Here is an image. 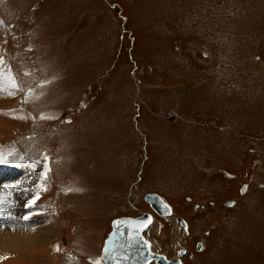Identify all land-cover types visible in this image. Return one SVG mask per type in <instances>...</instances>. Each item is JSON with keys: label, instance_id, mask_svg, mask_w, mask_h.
<instances>
[{"label": "rangeland", "instance_id": "obj_1", "mask_svg": "<svg viewBox=\"0 0 264 264\" xmlns=\"http://www.w3.org/2000/svg\"><path fill=\"white\" fill-rule=\"evenodd\" d=\"M0 68V264L101 262L143 211L168 258L264 264V0H0Z\"/></svg>", "mask_w": 264, "mask_h": 264}, {"label": "water", "instance_id": "obj_2", "mask_svg": "<svg viewBox=\"0 0 264 264\" xmlns=\"http://www.w3.org/2000/svg\"><path fill=\"white\" fill-rule=\"evenodd\" d=\"M143 198L157 215L169 216L172 213L171 206L158 193L146 192ZM149 219L147 227L153 221V215L149 211L112 218L111 228L100 250L101 264H149L152 261L157 264H181L180 257L184 249H179L178 256L171 259L163 253L151 250L150 241L143 235L147 227H142L140 223ZM176 220L186 229L185 220L181 216H176ZM200 246L201 241L196 248L199 250ZM125 256L127 259L123 258Z\"/></svg>", "mask_w": 264, "mask_h": 264}, {"label": "snow or ice", "instance_id": "obj_3", "mask_svg": "<svg viewBox=\"0 0 264 264\" xmlns=\"http://www.w3.org/2000/svg\"><path fill=\"white\" fill-rule=\"evenodd\" d=\"M10 72V70H9ZM5 83L9 84L11 86V90H15L18 86L16 85V82L14 79H12L10 76H6L5 72L2 68H0V92L3 91ZM26 102V101H25ZM41 118H50V117H41ZM0 162H4L2 159H0ZM34 163L36 164H41V161H35ZM43 167V172L41 174V178L42 179H46L47 178V173L50 171L49 165L47 163V157L44 158V162L42 164ZM42 187V186H41ZM46 190V189H45ZM71 190V189H70ZM39 197H34L32 200H29L28 203L26 205H24V207L26 208H33L36 207L38 205H36V200ZM4 215V212L2 210H0V216ZM31 218V213H29V215L24 216L25 220H28ZM150 222V219L147 221H143L140 222L142 227H147V224ZM114 223H118V222H114ZM145 244H147V242H144ZM124 259H127V257H123ZM93 264H101V262L99 260L94 261Z\"/></svg>", "mask_w": 264, "mask_h": 264}, {"label": "bare ground", "instance_id": "obj_4", "mask_svg": "<svg viewBox=\"0 0 264 264\" xmlns=\"http://www.w3.org/2000/svg\"><path fill=\"white\" fill-rule=\"evenodd\" d=\"M211 163V162H210ZM8 167H10V166H8ZM7 167V168H8ZM12 169V168H11ZM7 170V169H6ZM9 172V171H8ZM10 176H11V174L10 173H7L5 176H4V174L2 173V172H0V180L3 178L4 179V177H7L8 179L10 178ZM14 180V179H13ZM16 182H17V180H15ZM1 182V181H0ZM4 182V181H3ZM11 183V182H10ZM13 183H14V181H13ZM15 184V183H14ZM171 214L169 215V216H164V218H171ZM110 221H111V219H110ZM110 221H109V224H110ZM154 221V223H155V220H153ZM152 221V222H153ZM186 226H187V230L189 229V227H190V225H189V222L186 220ZM172 224L173 225H175V227H177L178 225L177 224H175V221L174 220H172ZM150 226V225H149ZM148 226V227H149ZM97 227V226H96ZM148 227L146 228V229H148ZM110 228H111V225H110ZM191 228V227H190ZM109 229V228H108ZM108 229L106 230V231H108ZM158 230H160V228H158ZM194 231V230H193ZM109 232V231H108ZM106 234L107 233H105V235H103L102 236V238H101V240H100V244H99V247H98V249L100 250L101 249V247H102V243H103V241H104V239H105V237H106ZM143 235H144V232H143ZM151 250H152V248H151ZM189 252L187 251H185V255L183 256V258H185L186 256H187V254H188ZM99 254H100V252H99ZM91 256H89V258H90ZM174 257H177V255L175 254V256ZM88 258V257H87ZM91 259H92V257H91ZM100 259V258H99ZM92 261V260H91ZM154 262L155 261H152V262H150L149 264H151V263H153L154 264ZM78 263V262H77ZM101 263H102V261H101ZM155 264H157L156 262H155Z\"/></svg>", "mask_w": 264, "mask_h": 264}, {"label": "flooded vegetation", "instance_id": "obj_5", "mask_svg": "<svg viewBox=\"0 0 264 264\" xmlns=\"http://www.w3.org/2000/svg\"><path fill=\"white\" fill-rule=\"evenodd\" d=\"M152 209V208H151ZM156 214V213H155ZM153 215V214H152ZM160 216V215H159ZM180 250L181 249H184V252H183V254H185V251H186V248H184V247H181V248H179ZM179 249H178V251H179ZM178 251H177V256H178ZM160 253H163V252H160ZM165 256H166V254L165 253H163ZM167 257V256H166ZM168 258V257H167ZM171 258H174V256H171L170 258H168V259H171ZM180 260L182 261V258L180 257ZM181 264H182V262H181Z\"/></svg>", "mask_w": 264, "mask_h": 264}, {"label": "crops", "instance_id": "obj_6", "mask_svg": "<svg viewBox=\"0 0 264 264\" xmlns=\"http://www.w3.org/2000/svg\"><path fill=\"white\" fill-rule=\"evenodd\" d=\"M100 256V255H99Z\"/></svg>", "mask_w": 264, "mask_h": 264}]
</instances>
